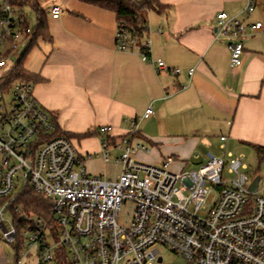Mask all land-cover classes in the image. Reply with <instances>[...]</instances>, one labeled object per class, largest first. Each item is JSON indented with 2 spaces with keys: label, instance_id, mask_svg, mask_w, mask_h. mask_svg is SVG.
Returning a JSON list of instances; mask_svg holds the SVG:
<instances>
[{
  "label": "built area",
  "instance_id": "built-area-1",
  "mask_svg": "<svg viewBox=\"0 0 264 264\" xmlns=\"http://www.w3.org/2000/svg\"><path fill=\"white\" fill-rule=\"evenodd\" d=\"M257 8L264 12V0H246L247 13ZM61 13L59 5L53 6V17ZM262 29L263 21L217 13L214 34L228 45L231 66L243 62L245 36ZM31 33V27L20 26L10 1L0 0V222H10L7 231L1 230L7 242H16L14 264L30 256L34 264H171L164 261V250L182 256L186 264H264V179L260 177L257 190L250 189L258 175L250 174L242 155L207 152L198 168L179 172L171 169L173 156L161 164L139 161L135 152L149 149L134 146V138L139 122L153 114L149 106L124 136L114 134L110 125L100 126L107 137L97 157L109 161L108 148L113 147L119 151L121 170L116 179L90 174L85 161L94 154L84 157L71 138L53 135V116L35 96L34 84L7 81L5 73L14 66L7 68L8 56ZM116 47L138 51L158 70L168 68L151 56L149 38L140 42L124 22H118ZM171 71L181 73L180 68ZM188 73L193 75L194 69ZM27 188L49 200L46 216L23 210L18 200ZM214 192L206 215H201ZM125 203L134 211L121 223ZM8 212L17 226L6 217Z\"/></svg>",
  "mask_w": 264,
  "mask_h": 264
},
{
  "label": "crops",
  "instance_id": "crops-1",
  "mask_svg": "<svg viewBox=\"0 0 264 264\" xmlns=\"http://www.w3.org/2000/svg\"><path fill=\"white\" fill-rule=\"evenodd\" d=\"M39 1L50 36L39 38L24 66L34 75L35 96L62 131L95 134L99 126L110 125L124 136L131 121L151 106L153 114L141 121L154 119L157 134L140 129L138 134L156 143L190 137L174 143L167 156L200 160L202 146H214L208 136L219 131L220 149L225 134L264 146V29L245 36L239 66L230 65L228 45L214 34L219 11L247 22L262 20L256 10H244L246 0H159L153 13L146 10L151 56L168 65L159 70L138 51L117 49L115 12L80 0ZM55 5L62 8L56 18ZM189 69H194L191 76ZM160 160L157 154L152 161Z\"/></svg>",
  "mask_w": 264,
  "mask_h": 264
},
{
  "label": "rangeland",
  "instance_id": "rangeland-1",
  "mask_svg": "<svg viewBox=\"0 0 264 264\" xmlns=\"http://www.w3.org/2000/svg\"><path fill=\"white\" fill-rule=\"evenodd\" d=\"M261 9V8H260ZM260 9H256L255 14H259L260 19L263 20L264 22V14L261 13ZM26 11L29 13L30 17V24L35 25V17L34 15L30 12V8L27 7ZM152 13L154 12L153 8L150 10ZM263 12V11H262ZM264 13V12H263ZM146 14V12H145ZM261 20V21H262ZM39 42L42 41V39L38 40ZM29 41H26L24 44H20L19 48L16 50L15 53H13L11 56H8V62H7V68H10L12 65L17 63L18 59L20 58L21 54L25 51V48L27 47ZM37 45V44H36ZM33 46L29 52L27 53L26 57L30 55L31 52H33L34 47ZM3 52H5L3 50ZM26 59V58H25ZM25 62V61H24ZM23 80V79H21ZM5 99L8 101L10 100L11 94L10 92L5 93ZM102 126V125H101ZM129 128H131V123L129 125ZM157 123L154 119H145L140 122L139 128L142 130L144 133L153 134L152 132H155L157 134ZM215 130H221L218 128H215ZM221 131L218 133H213L210 134L209 139L210 141L213 142L214 146L212 148H209L207 146H202V151L204 152L202 155V158L200 160H196L193 158V155H190L187 157L185 161L181 160L180 158L178 159L177 157L173 156L176 160V162L171 166V169L173 171H188L192 170L195 168H198L199 165L203 162H205L206 156L205 153L207 150H210L213 154L216 156H223L225 155L227 151H231L234 155H242L244 160L246 161L248 167H249V172L250 174L253 175H258L262 179H264V154H259L255 148L252 146L242 143L238 141L237 139L230 138L227 134V140L224 141L225 148L220 149L219 144L220 140L219 137H217L218 134H220ZM147 134V135H148ZM151 136V135H150ZM219 136V135H218ZM107 134L102 133L100 131V126L96 130L95 134H91L87 137L82 138L80 136H71V140L73 143L78 147L80 154L85 157L87 153H93V157L90 159H87L85 161L87 170L90 174L93 175H100L102 177L108 178V179H116L119 176L120 170H121V162L118 163L116 160L118 159L119 151L115 150L113 147L108 148L109 149V154H110V160L105 162L102 157H97V153L100 155L103 154L102 151V146H101V140L106 138ZM82 138V139H81ZM190 137H183L181 140H175V141H167V140H161L159 141L160 143H156L158 141H152L150 138L144 137L142 134H138L134 138V146L137 144L141 146H145L146 148L149 149V153L141 150L139 154H137V159L141 162L148 163L153 162V164H161L163 163L167 156L166 154H169V149L172 148L171 146L174 143H184L185 141H188ZM171 152V150H170ZM163 153V154H162ZM159 154L161 156V160L156 163V161H152L155 159V157ZM135 156V154H134ZM170 156L171 153H170ZM261 191L264 193V184L261 183ZM215 192L212 193V195L209 197L207 201V205L200 211L201 215H206L209 206L211 205L212 199L215 196ZM134 211V207L130 203H125L124 206L122 207V210L120 211L119 215V221L121 223H125L129 218L132 216ZM6 217L9 218L13 223L17 224V219L14 217L13 214L8 212L6 214ZM18 232L20 233V228L17 227ZM16 242L15 243H9L5 240L3 231L0 228V264H14L16 260ZM164 255V261L167 263L171 264H186V261L183 259L182 256L177 255L171 251L164 250L163 251ZM35 258L32 256L28 257L25 259L23 264H34Z\"/></svg>",
  "mask_w": 264,
  "mask_h": 264
},
{
  "label": "trees",
  "instance_id": "trees-1",
  "mask_svg": "<svg viewBox=\"0 0 264 264\" xmlns=\"http://www.w3.org/2000/svg\"><path fill=\"white\" fill-rule=\"evenodd\" d=\"M10 3L17 9L19 14L20 26L22 28L31 27L32 33L25 51L21 54L17 63L8 70L5 74L8 83H12L16 80H27L34 82V75L30 73L24 66V61L29 50L37 43L40 37L47 38L50 36L49 25L47 22V13L42 8L39 0H9ZM85 3H89L100 8L111 10L116 13L118 22H124L130 30L135 32L140 42H142L148 31L147 20L144 18L145 11L150 8H159V0H80ZM26 7L30 8V12L35 16V25L31 26L29 13L26 11ZM52 114V113H51ZM55 131L53 135H64L68 138L73 136L71 133L62 131L57 125L56 116L52 114ZM91 131H86L77 136L87 137L91 135ZM259 154H264V146L251 145ZM18 202L22 205L23 210L31 212L33 214H39L46 216L49 212L50 202L43 195L35 192L34 190L25 189ZM19 227V226H18ZM18 252V250L16 249ZM18 256V253H16Z\"/></svg>",
  "mask_w": 264,
  "mask_h": 264
},
{
  "label": "water",
  "instance_id": "water-1",
  "mask_svg": "<svg viewBox=\"0 0 264 264\" xmlns=\"http://www.w3.org/2000/svg\"><path fill=\"white\" fill-rule=\"evenodd\" d=\"M259 179H260V176L255 177L253 183L250 186V189L252 191L257 190ZM9 227H10V222L7 219L0 222V228L2 230L7 231L9 229ZM10 236H12V235H10Z\"/></svg>",
  "mask_w": 264,
  "mask_h": 264
}]
</instances>
